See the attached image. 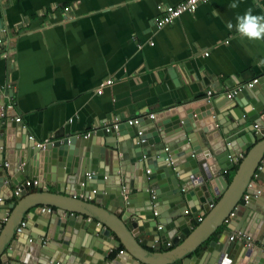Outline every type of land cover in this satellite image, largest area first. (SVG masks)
<instances>
[{"label": "water", "instance_id": "1", "mask_svg": "<svg viewBox=\"0 0 264 264\" xmlns=\"http://www.w3.org/2000/svg\"><path fill=\"white\" fill-rule=\"evenodd\" d=\"M3 98L0 210L8 207L10 216L0 234V264H106L107 258L109 264H152L130 244L133 239L149 254L135 238L141 229L151 228L160 235L151 245L154 251L166 249L169 241L177 248L170 255H159L156 264H173L172 256L181 257L186 251L185 256L198 253L195 259L205 264H264V244L255 250L254 243L245 247L229 238L222 242L226 230L219 232L241 206L245 193L250 200L244 206L253 209V198L262 192L254 185L264 177V91L256 86L242 89L225 110L213 99L183 102L154 114L144 130L122 123L116 129L49 142L42 149L28 139L21 123L12 120L14 113L2 110ZM242 152L245 157L228 183L222 172L232 170ZM97 161L106 168H96ZM106 171L112 177L110 191H106ZM25 178L38 180V188L47 196L26 197L20 185ZM65 183L70 191L60 197L84 204L75 197L90 196L93 204L88 205L101 211L92 214L71 201L62 206L60 200H53L46 184H56V191L64 193ZM12 186L20 189L16 205L7 203L14 195ZM89 191H94L93 196ZM49 205L55 206V212L44 208ZM184 211L190 215L186 223L179 221ZM198 217L203 220L192 230V220L197 222ZM23 220L25 228L16 233ZM32 226L39 232H32ZM252 228L247 233L251 238L255 237ZM120 245L126 252L115 253Z\"/></svg>", "mask_w": 264, "mask_h": 264}, {"label": "crops", "instance_id": "2", "mask_svg": "<svg viewBox=\"0 0 264 264\" xmlns=\"http://www.w3.org/2000/svg\"><path fill=\"white\" fill-rule=\"evenodd\" d=\"M182 1L0 0V27L7 28L9 45L2 49L11 52V60L0 56L2 110L10 115L14 113L12 120L20 118L21 126L33 137L34 144H46L72 136L84 137L104 125L124 123L132 118H140L138 127L144 130L149 114L201 100L208 91L214 95L212 101L220 103V109L225 110L233 105V100L224 96V88L243 86L255 78H259L258 91H264V65H259L264 60V40L242 38L235 28L236 15H242L249 7L253 15H264V0H208L199 4L193 13L182 14L173 24L157 29L155 22L163 9ZM232 3H238L239 7L231 9ZM229 23L233 24L232 29L228 28ZM108 79L112 82L106 86ZM97 89L102 90L100 95L95 93ZM241 156L232 170L222 172L228 183L245 154L242 152ZM104 166L103 161H97L95 167ZM30 180L33 179L25 178L20 185ZM104 180L109 185L106 191H110L112 177L107 171ZM263 181L264 177L262 182L253 184L262 189L251 202L253 209L245 208L244 197L250 200L245 193L241 206L223 224V229L219 230H226L222 242H228L229 236L242 230L244 234H251L249 229L253 231L254 226L253 249L264 244ZM65 184L64 193L56 191V184H46L53 200H60L62 206L65 201L67 204L71 201L79 210L92 214L101 211L88 205L93 204L90 196L88 199L83 194L75 197L84 204L60 197L70 191V185ZM38 187L25 188L26 197L40 195L42 190ZM11 188L14 194L16 187ZM89 192L93 196V192ZM19 201L14 194L7 203L16 205ZM44 208L51 212L56 210L52 205ZM9 211L8 207L0 210V217L3 216L0 234ZM184 212L179 221L186 223L190 215ZM84 219L89 218L84 216ZM23 222L26 224L25 220ZM199 223L192 220V230ZM31 231L39 232L34 226ZM174 233L172 230L169 238ZM158 238L160 235H155L152 228L141 229L135 238L149 254L141 251L133 239L130 244L143 260L156 264L161 261L159 255L177 251L171 241L166 249L162 246L160 251H154L151 245L156 244ZM119 250L126 252L123 245L114 252ZM186 253L181 257L179 253L172 256L173 264H205L195 259L198 253L185 256ZM107 259L106 264H109L110 258Z\"/></svg>", "mask_w": 264, "mask_h": 264}, {"label": "built area", "instance_id": "3", "mask_svg": "<svg viewBox=\"0 0 264 264\" xmlns=\"http://www.w3.org/2000/svg\"><path fill=\"white\" fill-rule=\"evenodd\" d=\"M208 0H183L181 3H179L176 6H166L163 9L162 15L160 17H158L156 19L155 25L157 29L163 28L167 25H171L175 22V20H177L182 14L185 13H193L199 4H202L204 2H206ZM65 12H68V8H65ZM6 33H7V28L5 26L0 27V56L4 59V60H11V52L10 51H5L2 49L3 46L9 47L8 45V41L6 39ZM11 46V45H10ZM11 48V47H10ZM111 80H106V82L104 83V85H110L111 84ZM259 82V78H255L253 79L251 82L243 85V86H238L235 88H231L229 86H226L223 90L224 92V96L227 97L228 99H232L237 93H239L242 89H251L252 87L256 86ZM96 94L100 95L102 93L101 89H97ZM4 96L3 92H2V87H0V97ZM213 93L211 91H208L206 93V96L203 99L206 100H211L213 97ZM11 106H9L10 108ZM154 116V114H149L147 117L149 119H152ZM15 122L20 123V118H15L14 120ZM124 123H127L129 126H139L141 123V119L140 118H132V119H128L126 120ZM120 124H122L121 122H114L110 125H104L102 129L108 131L110 128L116 129ZM142 133V131L138 132V135L140 136ZM28 139L31 141H34L32 136H28ZM47 144V143H46ZM44 142L43 143H35L34 146L37 149H42L45 145ZM242 158V156L240 155L239 159ZM238 159V158H237ZM87 178H90V174H86ZM39 181L34 179V180H30V181H26L24 182V187L25 188H29V187H34L37 188L39 186ZM20 193V189L18 187H16L15 189V195H18ZM94 193V191H93ZM245 202H247L248 200V196L244 197ZM2 199L0 198V203H1ZM48 211H50L49 208H47ZM185 214H188L187 211L184 212ZM201 218H198V222H201ZM227 222V221H225ZM25 228V222H22L20 224V226L16 229V233H20L22 231V229ZM162 228L161 226H158V229ZM237 240L238 242L242 243L245 247H249L253 244V240L250 236H248L247 234H244L242 232H238L236 234H233L229 237V241L233 242ZM157 242V241H155ZM170 244L168 243L166 246H169ZM121 253V252H120Z\"/></svg>", "mask_w": 264, "mask_h": 264}, {"label": "clouds", "instance_id": "4", "mask_svg": "<svg viewBox=\"0 0 264 264\" xmlns=\"http://www.w3.org/2000/svg\"><path fill=\"white\" fill-rule=\"evenodd\" d=\"M229 7L236 9L239 4L232 3ZM227 26L229 29L233 28L232 23ZM235 28L242 38L250 41L264 40V15H253V9L249 7L242 15H236ZM259 65H264V60H261Z\"/></svg>", "mask_w": 264, "mask_h": 264}, {"label": "trees", "instance_id": "5", "mask_svg": "<svg viewBox=\"0 0 264 264\" xmlns=\"http://www.w3.org/2000/svg\"><path fill=\"white\" fill-rule=\"evenodd\" d=\"M228 181L230 182V181H231V179H228Z\"/></svg>", "mask_w": 264, "mask_h": 264}]
</instances>
